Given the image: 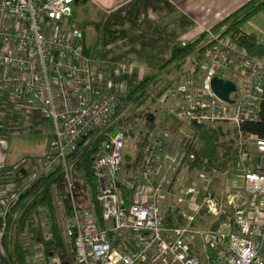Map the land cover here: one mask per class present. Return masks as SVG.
<instances>
[{"label": "built area", "instance_id": "1", "mask_svg": "<svg viewBox=\"0 0 264 264\" xmlns=\"http://www.w3.org/2000/svg\"><path fill=\"white\" fill-rule=\"evenodd\" d=\"M72 3L0 0V122L10 110L20 114L25 103L38 106L50 122V156L37 163L29 181L60 167L61 188L53 185L51 197L62 241L72 254L71 264H199L193 250L196 240L198 249L211 252L217 264H264V212L257 218L251 208H245L249 198H259L264 205V139L239 134L245 142L236 140L237 158L241 165H250L241 174L243 201L235 205L234 194L215 200L209 189H202L198 204L191 195L177 198L172 222L165 224L155 197L171 172L193 160L192 154H186L193 139L181 133L166 142L168 130L156 126L142 146L137 171L122 175L124 133L113 126L130 104L116 96H96L89 60L78 44L80 33L76 27H66ZM209 37L211 43L202 54L207 91L204 82L179 70V81L171 91L183 98L184 105L171 110L172 115L188 124L211 126L254 121L259 101L264 100V59L249 55L229 36ZM212 76L234 83L235 90L228 94L231 102L211 92ZM86 146L97 150L90 196L77 189L72 168L76 151ZM207 172L213 176L219 170L211 167ZM186 192L195 190L189 186ZM18 196L2 201L0 217ZM202 206L216 220L225 214L215 228L194 227ZM3 227L2 223L0 256ZM25 246L41 255L38 246ZM49 264L61 263L52 257Z\"/></svg>", "mask_w": 264, "mask_h": 264}, {"label": "crops", "instance_id": "2", "mask_svg": "<svg viewBox=\"0 0 264 264\" xmlns=\"http://www.w3.org/2000/svg\"><path fill=\"white\" fill-rule=\"evenodd\" d=\"M245 1L247 0H75L72 3L75 6L71 4L66 27H76L80 33L78 44L82 54L89 60V74L96 96H116L122 99L139 81L151 79L157 74L159 67L169 58L172 43H190L203 33L206 34L202 42L208 41L209 36L215 34L209 30ZM239 30L243 34L254 36L257 44L264 49V9L241 24ZM195 60L196 63L189 61L194 65L193 70L196 69L197 61H202L203 58L195 56ZM1 72L2 69L0 75ZM158 74V77L165 78V82L171 78L163 72ZM204 77L205 72L198 79L195 77V80L203 82ZM176 82L171 88L167 85V89L152 102L169 99L166 91L173 89ZM151 94L155 96V92ZM172 101L173 98H170L169 102ZM183 105L184 102L181 106ZM23 106L20 114L8 117L5 113V120L0 122V210L3 200L18 196L26 189L29 176L37 167L35 162L24 165L19 159L12 157L9 141L5 137L7 129L15 128L16 119L22 117L24 121L34 124L47 120L38 106L27 103ZM130 107L135 118H130V125L137 119L142 129L144 110L138 111V107L133 105ZM178 108L169 107L156 111L148 105L145 112L153 116L154 124H158L163 112ZM113 114H118V110ZM120 119L121 116L115 123ZM6 120H11V123ZM168 124L164 123L162 126L169 132L166 142L175 140L187 128L193 133L191 124L186 122H182V126L176 131H170ZM33 131L40 132L38 129ZM249 155L252 156L251 153ZM246 167H250L249 162L241 165L240 170ZM241 182V174H238L234 186L230 188L240 187ZM195 202H200V196ZM245 208H251L257 218L262 217L264 212V205L259 198H249ZM169 211L173 215V209ZM171 218L173 219L172 216Z\"/></svg>", "mask_w": 264, "mask_h": 264}, {"label": "trees", "instance_id": "3", "mask_svg": "<svg viewBox=\"0 0 264 264\" xmlns=\"http://www.w3.org/2000/svg\"><path fill=\"white\" fill-rule=\"evenodd\" d=\"M262 9H264V0H247L218 21L209 31L216 33L217 37L229 36L236 45L243 47L249 55L264 59V49L257 44L254 36L243 34L239 30L241 24ZM205 34H201L190 43L181 45L172 43L169 58L159 67L157 74L151 79L139 81L131 92L121 99L123 103L138 106L149 96L148 92H155V96L150 98L151 102L159 97L167 89L170 81L178 80L179 70L185 58L192 51H196L197 58L201 59L204 50L211 43L207 41L201 44ZM160 72H163L165 76L173 77V79L165 82L164 77H158ZM262 88L264 90V76ZM146 108L147 106L142 108L144 110L142 115L144 126L138 132V138L134 143L136 153L133 159L126 163L124 171L135 169L140 164L142 146L156 126L162 127L164 123H169L168 129L170 131H176L182 126V121L175 118L171 110L163 112L160 123L154 124L153 116L145 112ZM190 126L193 130L194 140L187 147L186 154H192L194 158L187 161L188 169H194L201 165L206 171L211 167H217L219 173H223L228 168L229 163L238 157L239 151L235 145L236 140L225 139L227 131H223L220 124L213 126L191 124ZM113 127L116 128V124ZM231 127L235 137L239 134L242 136L252 134L264 139V100L259 101L257 116L254 121H244L238 126ZM96 151L95 146L80 147L76 151L77 158L72 168L77 181V189L83 195L90 196L92 193L91 166ZM61 183L62 173L60 167L56 165L49 173L29 181L26 189L8 206L4 216L0 217V225L4 224L1 236L3 256H0V264H32L25 243L40 248L42 260L39 264H49V259L52 257H56L61 264L72 263V254L64 245L60 235L51 197V187L56 185L61 188ZM171 216L170 211L163 216L165 224L171 223ZM224 216L225 214H220L219 218L211 224V228H215ZM209 256L207 259L213 260L214 257L211 252H209Z\"/></svg>", "mask_w": 264, "mask_h": 264}, {"label": "rangeland", "instance_id": "4", "mask_svg": "<svg viewBox=\"0 0 264 264\" xmlns=\"http://www.w3.org/2000/svg\"><path fill=\"white\" fill-rule=\"evenodd\" d=\"M72 6L74 7L75 5L72 4ZM72 6L70 8H72ZM206 42L207 40L203 41L201 44ZM196 54V51H192L185 58L184 64L182 65L181 69L184 73L190 72V74H195V77L198 79L203 74L205 66L203 64V61H197L198 63L196 64V69L193 70L194 65L193 63H189V61L196 63ZM0 69H3V67L0 66ZM171 78L173 79V77ZM178 81L179 80L175 82L178 83ZM175 82L173 80L170 81L169 88L175 85ZM203 82L204 89L207 91V81H205V78ZM235 83L236 85H239L238 81H235ZM167 97L169 99L173 98V101L170 103L169 99H167L164 102L160 100L161 102L157 101L156 103L151 102L150 97L148 96L141 104L137 106V109L139 111L142 110L143 107L149 105L150 109L153 108L156 111H161L163 109H168L169 107L178 108L184 102L182 97L175 96L171 90L168 91ZM132 113L133 112L130 106L124 108V111L121 114V119L119 120V122L116 123V128L124 133V147L121 151L122 160L120 165V171L123 176H130L131 174L137 171V168L140 165L139 164L135 169L132 168L124 171L126 163L131 161L134 157V154L136 153L134 143L138 138V132L142 130L141 124H138L137 119L135 120L134 124L130 125V118L135 119L133 118ZM12 114L16 113L10 110V112H8V115L11 116ZM141 119H143V116ZM6 121L11 123V120ZM15 122V128L7 129L8 131L5 136L10 144V154L12 155V157L19 159L18 161H22L24 165H28L33 162H35L36 164H40L44 161L45 158H48L51 153L52 126L50 122L48 120H40L37 121V124H34L24 121L22 117L16 119ZM217 124L222 125L223 131H227L225 139L232 138L234 140H240L243 143L245 142L244 137L238 135L237 137H235L232 131L231 124L226 122H218ZM34 129H38L40 130V132L35 133V131H33ZM182 131L184 134L190 136V138L194 140V136L191 130L189 131L187 128ZM247 147L249 149V154H252V148L249 145H247ZM240 168L241 162L237 158L229 163L228 168L223 173H217L211 176L206 170H204L201 165L189 170L186 162L183 166H180L168 175L167 182L163 185L162 190L155 197V203L160 213L163 215L165 212L173 209L175 200L177 198H186L188 195H191L192 198L194 197V199H196L201 196L202 189H209L211 195L213 196V199L215 200H223L226 195L234 194L233 200H235V205H238L240 201H243L245 199L246 194L243 193L241 186H236L235 188L230 187L234 186L233 183L234 180L237 179L238 174H242L243 170H240ZM203 177H205V179ZM210 177H212V179H215L211 180L210 182L208 181V179L210 180ZM189 186H193L195 192L191 194L187 193L186 188ZM214 221H216L214 216L209 213H206L202 206L199 213L195 216L194 227L196 229L211 228V224ZM26 244L27 243H25V245ZM198 247L199 243L198 240H196V243L193 246V250L196 251L195 255L198 258L199 264H217L211 258H206V256H209V251H207V253H203L201 250L198 249ZM38 253V249L31 248L28 257L32 264H39L42 260V256Z\"/></svg>", "mask_w": 264, "mask_h": 264}, {"label": "water", "instance_id": "5", "mask_svg": "<svg viewBox=\"0 0 264 264\" xmlns=\"http://www.w3.org/2000/svg\"><path fill=\"white\" fill-rule=\"evenodd\" d=\"M75 1V0H73ZM208 85L211 92L220 100L225 102H231L232 100L228 97L230 92L235 90V85L231 80L220 78L217 76H212L208 80ZM115 131L111 132V135L114 134Z\"/></svg>", "mask_w": 264, "mask_h": 264}]
</instances>
